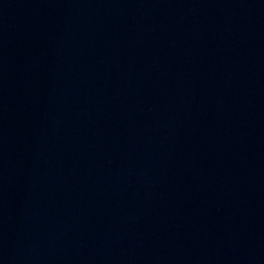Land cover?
<instances>
[{
    "label": "water",
    "instance_id": "water-1",
    "mask_svg": "<svg viewBox=\"0 0 264 264\" xmlns=\"http://www.w3.org/2000/svg\"><path fill=\"white\" fill-rule=\"evenodd\" d=\"M0 264H264V177L0 161Z\"/></svg>",
    "mask_w": 264,
    "mask_h": 264
}]
</instances>
